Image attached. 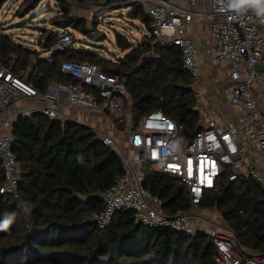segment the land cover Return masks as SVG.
Returning <instances> with one entry per match:
<instances>
[{
	"label": "trees",
	"instance_id": "obj_1",
	"mask_svg": "<svg viewBox=\"0 0 264 264\" xmlns=\"http://www.w3.org/2000/svg\"><path fill=\"white\" fill-rule=\"evenodd\" d=\"M8 0H0V10ZM43 0H25L21 8L35 9ZM104 0H55V29L76 31L92 37L96 30L72 12L74 5L98 7ZM98 18L104 15L97 11ZM129 18L149 28V19L138 4L130 6ZM55 29H43L39 45L51 51L59 37ZM106 37L102 39L104 41ZM153 37L137 46L116 33L117 46L127 54L117 62L84 49L52 52V63L37 50L16 42L0 31V60L15 74L24 72L27 82L41 94L52 82L77 85L61 71L63 61L96 63L109 74L126 80L132 100L133 129L152 112L161 110L186 126L193 135L201 115L192 78L183 67L182 52L164 48L159 63L134 68L150 52ZM88 92L97 89L87 87ZM123 128V127H121ZM13 150L21 169L20 200L0 193V264H217L210 236L198 231L189 236L135 223L131 211L118 212L110 226L101 230L94 216L103 210L99 195L126 171L121 154L106 146L92 128L50 118L43 112L19 117L12 124ZM143 184L158 196L169 213L189 208L186 190L174 178L142 167ZM4 183L0 161V188ZM203 210H218L224 226L247 251L264 256V187L245 179L223 178L217 192H207ZM5 222L7 226L5 227Z\"/></svg>",
	"mask_w": 264,
	"mask_h": 264
},
{
	"label": "built area",
	"instance_id": "obj_2",
	"mask_svg": "<svg viewBox=\"0 0 264 264\" xmlns=\"http://www.w3.org/2000/svg\"><path fill=\"white\" fill-rule=\"evenodd\" d=\"M182 1L104 0L98 9L141 6L153 37L148 54H157L156 41H161L164 48L180 50L183 67L192 78L193 92L205 82V77L198 60L201 49L189 27L195 17L206 19L211 43L204 53L213 65L229 66L224 75L225 82L232 87L230 105L234 116L230 119L210 118L205 122L201 119L191 136L186 134L185 124L159 110L147 115L133 129L128 126L133 125L132 100L126 80L101 71L96 63L77 61H63L61 71L79 85L52 82L48 92L41 94L24 75L13 73L0 60V113L27 98H38L46 104L38 111L60 121L59 106L64 101L109 113L115 128L129 129L130 151L119 152L125 175L99 195L104 204L103 210L94 216L99 229H107L118 212L131 211L139 225L189 236L204 232L213 240L217 264H264L263 255L244 250L233 233L208 220L205 210L200 208L206 193L217 192L223 178L229 182L250 179L264 186V15L258 14L252 5L233 8L231 0H210L206 13L196 11L198 0ZM58 37L51 52L74 49L71 31L62 29ZM48 61L52 63L53 59L48 57ZM96 82L100 83L99 87L95 86ZM213 82L224 83L220 76L214 77ZM93 86L97 93L86 91ZM194 96L202 102L199 90ZM31 114L26 111L20 117ZM9 123L7 120L3 127ZM100 137L106 146L118 147L112 136ZM0 161L4 177L0 193L20 200V163L13 150L12 135L4 133L1 127ZM144 165L174 178L186 190L189 208L169 213L163 201L145 188L139 174Z\"/></svg>",
	"mask_w": 264,
	"mask_h": 264
},
{
	"label": "rangeland",
	"instance_id": "obj_3",
	"mask_svg": "<svg viewBox=\"0 0 264 264\" xmlns=\"http://www.w3.org/2000/svg\"><path fill=\"white\" fill-rule=\"evenodd\" d=\"M25 0H8L0 10V31L7 35H11L12 38L18 40L25 47L33 50H37L41 53V46L39 41L41 40L42 34L39 29H54L52 25L51 17L55 16L57 12L52 10L54 7L55 0H44L42 1L35 9L29 11L26 7L21 8ZM128 7H118L110 10H105L104 15L98 18L97 11L99 10L96 6H85V5H74L72 12L74 15H79L80 17L86 19L87 23L93 29V23L97 20L96 30L93 32H100L104 34L106 39L102 41L95 40L92 37L82 35L76 31L71 30V33L74 36L75 42H80L84 44V48L91 52L98 53L103 56V58L110 60L112 62L120 59L121 55L124 54L121 49L117 46L116 43V33H119L127 39L133 45H139L143 42L145 36L150 35V30L146 28L145 25L140 20H133L129 18ZM207 8H202L201 12L206 13ZM208 27V25H207ZM199 46V45H198ZM200 47V46H199ZM213 79V78H212ZM206 81V79H205ZM208 81V80H207ZM219 85V83H213V85ZM221 84V83H220ZM223 85V84H222ZM204 86H210L206 84ZM222 88V87H221ZM199 88L195 89L198 90ZM194 91V92H195ZM206 90L205 93H208L207 96H203V101L201 104L206 101L207 103H212L213 99L209 95V91ZM225 94V93H223ZM223 104L230 105V96L229 94L222 95L221 97ZM224 98H226L227 103H225ZM203 106L204 113L201 114V119L203 122L207 118H217L215 117L216 112L211 105L205 104ZM231 106V105H230ZM225 107V106H224ZM198 108V105L197 107ZM215 112V113H212ZM234 116V112L231 107V115H224L223 119L219 118L221 121L228 120ZM133 127V125H128ZM117 129V128H116ZM119 134L118 137L114 139L118 142V147L115 148L118 152L125 150L127 144V138L129 137V129L126 127L118 128ZM205 215L208 220H212L213 223L217 225L224 226L221 215L218 210H205ZM225 227V226H224Z\"/></svg>",
	"mask_w": 264,
	"mask_h": 264
},
{
	"label": "crops",
	"instance_id": "obj_4",
	"mask_svg": "<svg viewBox=\"0 0 264 264\" xmlns=\"http://www.w3.org/2000/svg\"><path fill=\"white\" fill-rule=\"evenodd\" d=\"M182 3H184L181 0ZM207 8L208 10L210 9V0H198V3L196 5V11H201L202 8ZM259 7H264V4L260 5ZM254 10L257 11V7L253 6ZM130 9V7H128ZM207 10V11H208ZM144 25V24H143ZM208 23L206 19L201 18V17H195L193 23L189 27V31L197 45L200 46L201 53L198 57L199 63L203 69L204 72V77L206 79L205 82H203L198 88L202 96H207L208 93H205L206 90L209 91V95L213 97V102L212 103H207L204 101L203 104L198 102V110L200 112V115L204 113L205 110H203V106H207L205 104L211 105L214 108V111L216 112L215 117L220 119H223L224 115H231V106L224 105L222 102V95L229 94L231 93V85L225 82L226 76L224 75L226 71L228 70V65H213L211 60L205 55L204 53V48L211 43V40L209 38L208 34ZM147 28V27H146ZM55 29V28H54ZM149 29V28H148ZM40 33L42 34L43 29H39ZM62 30V29H60ZM59 30V32H60ZM57 29H55L56 33ZM70 31V30H69ZM59 36V33H56ZM11 36V35H10ZM150 36V35H149ZM12 37V36H11ZM14 39V38H13ZM15 40V39H14ZM18 43V40H15ZM75 49H84V44L80 42H75L74 45ZM137 46V45H133ZM43 50V49H41ZM122 51V50H121ZM124 54L121 55L120 59H122L126 54L127 51H122ZM51 51H41V57L48 58L51 56ZM149 53V52H148ZM146 53L144 56H154V55H149ZM157 55V54H156ZM143 56V57H144ZM119 60V59H118ZM117 60V61H118ZM115 61V62H117ZM22 75H24V72H21ZM216 76H220L223 80L224 83L219 85H213V79ZM208 80V81H207ZM226 83V84H225ZM62 85L66 86H76V85H70V84H65V83H60ZM206 84H209L210 86H204ZM79 85V84H77ZM222 87V88H221ZM87 91V90H86ZM195 91V90H194ZM207 91V92H208ZM88 92V91H87ZM225 93V94H223ZM203 101V100H202ZM225 103H227L226 98H224ZM46 104L41 103V101L38 98H27L23 99L21 101H18L14 105H12L7 111L1 112L0 113V127L2 128V131L6 134L12 133V124L20 117V114L26 111H31V113L36 112L40 109H42ZM203 105V106H202ZM225 106V107H224ZM203 112V113H202ZM212 112V113H215ZM59 113H60V118L61 121L66 122V121H72L73 123L81 124L86 127L92 128L95 132L98 133L99 137L103 134L109 135L114 137H118L117 135L119 134V131L114 127V122L112 116L104 111L101 110H95L88 108L86 106L80 105V104H75V103H68L64 101V103H61L59 106ZM213 118V117H211ZM214 118V119H217ZM210 118H207L208 120ZM220 119H217L221 121ZM9 120V125L4 126V123ZM225 121V120H223ZM127 144H128V138H127ZM130 148L128 145H126V148L124 152H129ZM141 180L143 182V173L142 169L139 171ZM264 187V186H263ZM219 225V224H218ZM221 227H224L222 225H219ZM227 229V227H224Z\"/></svg>",
	"mask_w": 264,
	"mask_h": 264
},
{
	"label": "water",
	"instance_id": "obj_5",
	"mask_svg": "<svg viewBox=\"0 0 264 264\" xmlns=\"http://www.w3.org/2000/svg\"><path fill=\"white\" fill-rule=\"evenodd\" d=\"M56 33H59V30L56 31ZM105 35L100 33V32H93L92 33V38L95 39V40H99L101 38H103ZM156 47H157V55H154V56H144L141 60V62L134 68V70H138L140 68H143L145 67L147 64L149 63H152V62H155V63H159L160 59H161V53L164 49V45L161 41H156L155 43ZM257 69L260 70L261 67L260 66H257ZM95 86L96 87H99L100 86V83L96 82L95 83ZM188 91H193V88L192 87H189L188 88Z\"/></svg>",
	"mask_w": 264,
	"mask_h": 264
},
{
	"label": "clouds",
	"instance_id": "obj_6",
	"mask_svg": "<svg viewBox=\"0 0 264 264\" xmlns=\"http://www.w3.org/2000/svg\"><path fill=\"white\" fill-rule=\"evenodd\" d=\"M264 4V0H231V6L233 8L239 9L244 5H252L257 7V13L260 15H264V7H259ZM7 226V222H5V227Z\"/></svg>",
	"mask_w": 264,
	"mask_h": 264
}]
</instances>
